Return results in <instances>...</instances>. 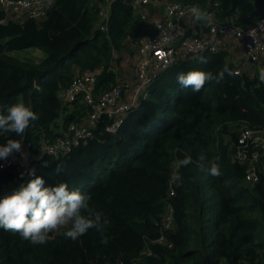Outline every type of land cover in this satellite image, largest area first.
<instances>
[{"label": "trees", "instance_id": "1", "mask_svg": "<svg viewBox=\"0 0 264 264\" xmlns=\"http://www.w3.org/2000/svg\"><path fill=\"white\" fill-rule=\"evenodd\" d=\"M180 1H215L216 19L234 25L264 15V0ZM103 2L49 0L40 17L6 21L0 10V158L25 144L36 152L59 119L66 129L87 113L80 97L71 108L58 98L76 71L103 65L95 92L110 88L115 50L116 68L134 73L146 23L130 0H112L100 29ZM31 48L44 56L13 54ZM227 57L204 51L176 61L115 133L102 121L92 138L43 156L25 176L0 170V264H264V158L250 184L245 165L230 159L239 127L264 123V78L233 74ZM166 203L174 227L161 230ZM55 214L70 217L67 229L37 230ZM191 220L199 247L186 250Z\"/></svg>", "mask_w": 264, "mask_h": 264}, {"label": "built area", "instance_id": "2", "mask_svg": "<svg viewBox=\"0 0 264 264\" xmlns=\"http://www.w3.org/2000/svg\"><path fill=\"white\" fill-rule=\"evenodd\" d=\"M48 1L0 0V10L5 21L7 18H37L43 15L44 5ZM111 1L103 2L97 24L101 25L98 27L100 29H105ZM130 1L134 13L146 23L147 31V34L138 39L134 73L123 75L122 69L115 68L113 61L117 56L113 54L109 68L115 74V86L95 92V82L103 71V65L85 72L76 71L69 86L58 91V98L63 107L72 105L80 97L87 113L69 123L66 129L59 127L52 140L42 138L34 153L25 144L15 151L3 154L0 158V170L12 169L14 172H22L20 177L25 176L43 156L67 153L80 142L92 138L93 131L102 121H105L107 132L115 133L125 116L147 97L148 87L162 70L176 61L204 51H226V64L235 75L264 78V15H260L252 23L234 25L216 19L213 9L217 5L215 1L210 8L180 0ZM22 149L19 159L11 158ZM262 158L264 123L257 129L241 125L236 142L230 144V159L245 165V183L258 181ZM177 178L174 175L170 181L166 196L174 195L175 185L179 183ZM173 227L174 210L170 203H166L159 228L170 230ZM154 241L162 243L163 236Z\"/></svg>", "mask_w": 264, "mask_h": 264}, {"label": "rangeland", "instance_id": "3", "mask_svg": "<svg viewBox=\"0 0 264 264\" xmlns=\"http://www.w3.org/2000/svg\"><path fill=\"white\" fill-rule=\"evenodd\" d=\"M101 25H99L98 27H100ZM113 54H116L115 50H112ZM13 54L18 57V58H30L33 60H36L37 58H42L44 56V54L41 52V54L38 51H35L34 49H24V50H18V51H14ZM113 64L116 67H118V65H116L115 61H113ZM120 69H122L123 71V75H125V71H126V64H121ZM76 71V68L74 69ZM115 86V82L114 84L111 85L110 88ZM108 88V89H110ZM73 105H70V108ZM59 125L61 127L62 120L59 119L58 120ZM22 150H19L17 152V155H12L11 158L12 159H19L20 154L22 153ZM23 168H25V166H23ZM22 169V168H21ZM20 169V170H21ZM22 172H19L18 175H21ZM205 191H208L207 189V185H205L204 188ZM164 210V209H163ZM195 218V217H194ZM69 221H70V217L68 215H63V214H55V215H51L43 225H41L40 227H38L37 230L42 231V232H48V233H60L61 231H63L64 229H67L68 225H69ZM192 224H191V231L188 235L187 238V247L186 250H195L198 249L199 247V243L197 240V236H196V225H195V221L191 220Z\"/></svg>", "mask_w": 264, "mask_h": 264}]
</instances>
